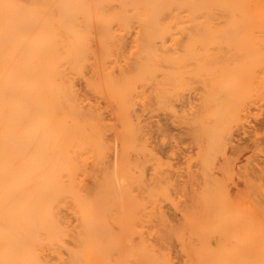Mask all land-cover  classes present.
I'll return each mask as SVG.
<instances>
[{
    "label": "bare ground",
    "instance_id": "obj_1",
    "mask_svg": "<svg viewBox=\"0 0 264 264\" xmlns=\"http://www.w3.org/2000/svg\"><path fill=\"white\" fill-rule=\"evenodd\" d=\"M259 22L264 0H0V264H264L263 179L233 195L232 176L215 172L233 170L215 160L246 88L264 84V49L241 34ZM192 30L227 38L218 56L232 61L217 64L210 124L188 127L202 148L188 185L151 148L141 118L178 115L179 88L196 72L195 46L179 57L176 45Z\"/></svg>",
    "mask_w": 264,
    "mask_h": 264
},
{
    "label": "rangeland",
    "instance_id": "obj_2",
    "mask_svg": "<svg viewBox=\"0 0 264 264\" xmlns=\"http://www.w3.org/2000/svg\"><path fill=\"white\" fill-rule=\"evenodd\" d=\"M215 23H218V24H222L223 23L224 24V22H222V21H215ZM259 25L257 26L258 28L257 27H253V28L249 27L248 28L249 31L246 29V30L242 31L241 34H243V33L244 34H248V35H244V36H248L250 38H253L255 41H257L256 43L259 44L260 49L261 48L264 49V37H263L264 36V33H263L264 32V22H259ZM198 33H200V32H196V30H192L190 36H188L187 34L180 35L178 37V40H177L178 42H177L176 47H178V49H182L181 51L179 50L178 53H177L179 55V57H182V56L183 57L184 56L188 57V54H186L187 52L185 51L184 48L189 46V42H190V45L192 47L195 46L194 49H193V58H192V60L195 61V64L193 62V65H192V63H191L192 61L190 62V64L192 65V68H194V69H192V73L196 72L195 74H191V72H190L191 68H189L190 71H188L191 74V76L186 72V83L188 82L191 87L193 86L190 91H188L189 89H187L188 83H187V85L185 84L183 87L179 88V92H181V91L184 92V95H183V93L182 94L179 93V95H180L179 99L180 100H178V102H176V103H178L177 104V106H178L177 107L178 108L177 109L178 110L177 114L178 115L173 117V116H170L169 113H166L164 111H159V112H154L153 113L154 114L153 117L152 116L150 117V115L145 114L141 118L143 120V124H145V126H146V130L148 129L149 137L152 136L151 138H149V143H151L150 144L151 148H153V150L155 152H157L158 155H160L161 157H163L166 160H169V162L172 165L174 164L173 165L174 166L173 167V174H172L173 176L174 175L176 176V178L174 176V179L179 180L180 182H178L177 180L176 181L178 183H180V184H187V182H188V185H189V180L188 179L191 178V174H193L194 176L197 175V172H198V169H199V159H198V157H199V154H200V150L202 149V148L201 149L199 148L200 147V144H199L200 142H198L196 139H195L196 142L194 140H192L194 138V136H192L193 133L191 134V132H194V130L195 131L198 130L197 132H194V133H198L200 131V129H198L197 127L198 126L201 127V125H199V124H210L208 122H211V121L210 120L208 121V119H205V118H207V116L205 114H207V113L209 114L210 112H212V111H210V109L214 111L216 107L214 105L213 106L215 108L213 106L211 107L212 102L209 101V97L216 98L217 96L220 97V94H222L219 91L220 90V86L217 87L218 85H220L219 81H218L219 80V74H220V71H219L220 65L218 66L217 64H221V63H223V61L225 63H227V61H230V60L232 61L231 58H228V60H227V57H225V59H224L223 57H221V56L219 57L218 56V55H221L219 48L221 49L222 47L225 46V44H223V42L220 43L219 40L227 39V38H225V37L224 38L223 37H215V39L217 38L218 40L216 39L215 42H211L210 43L208 41L210 37H208L206 33H204V32L202 33L201 32L200 37H197ZM205 35L207 36L208 40H207ZM129 38H130V36H129ZM188 38H190L191 40L188 39ZM204 39H206V41ZM127 41L129 42L130 39L127 38ZM201 41H202V44H201L202 46L198 45V43L200 44ZM179 42H181V43H179ZM192 42H193V44H192ZM194 43H196V44H194ZM220 44H221L222 47L220 46ZM207 45H208V47H206ZM198 48H199V50H198ZM209 48H210V50H209ZM211 49H212L213 52L211 51ZM262 49H261V51H262ZM263 52H264V50H263ZM208 54L209 55L211 54L213 59L211 58V55L209 56ZM216 55L218 56L217 58H216ZM207 56H209V57H207ZM204 58L205 59L208 58L207 61H206L207 64L204 62L205 65L203 64ZM215 60H216V63H214ZM208 62H210V63H208ZM263 63H264V60H263ZM190 64L187 67L191 66ZM198 64H200V66ZM202 64H203V66H201ZM208 64H210V65H208ZM214 64L217 65V66H214ZM205 66H207L209 68H207ZM211 66L213 68H217L218 70L216 71V69H213ZM201 67H203V68L201 69ZM198 68H199V70H198ZM212 69L215 70V72H216L214 74L215 76L211 75V74L214 73V72H212ZM202 70H204V71H202ZM261 70L264 71V68L262 69V66H259L258 70H257L258 73L257 72L256 73L258 75V80L261 79V81H264V75H263L264 72L262 73ZM260 71H261V73H260ZM200 72H201V74H203L202 77L200 76L201 75ZM214 77H216L217 80H216V78L214 79ZM188 78H189L190 81H192V83L194 85L193 84L191 85V82L187 81ZM210 79H212V80H210ZM210 81L211 82L213 81L214 83L213 82L211 83ZM80 83H82V84H80ZM80 83H79V87H80L81 93H83V91L85 90L84 94L86 92V94H89L90 97H92L93 100H96L97 102L99 101L98 104L105 111V116L108 117V118L112 117L111 116L110 107H106L107 101L105 99H103V98L102 99L98 98L97 95H94V93L91 92V91L87 92L88 88L84 87L85 83H83V81H81ZM83 84H84V86H82ZM214 84L217 85V86L215 87ZM262 86L264 87V84L260 85V87H261V88L259 87L260 88L259 89L260 93H258V94L256 93V91L254 89L255 86H253V87L250 86L249 89L246 88L247 93H246V96H245V102H244V105L240 108L241 110L240 109L238 110L239 112H238L237 122L233 121L231 123L232 124L231 127H233V128H231L232 132L234 130V132H233L234 135L232 134L233 137L231 136L232 137V142H231L232 144L231 143H230L231 145L229 144L228 148L226 149L227 152L223 155V157H221L222 155H220V158L218 156V158H216V160H215L217 167L218 166L220 167V165L223 164L224 160H226V159L231 161V162H233V165H232V169L233 170L231 171V173H229V174L227 173L228 175H224V173L221 172L223 174L222 175L220 173V171L218 170L219 168H217V170L215 169V172L217 173V176L219 178L229 179L232 176V178H230L229 181L227 180L229 182V183L227 182V184H228L227 186L230 185L228 187V189H229V192L231 191L230 192L231 194L233 193V195L234 194L238 195V194H242V193H245V192H248V191H252L253 189L250 186V183L253 181L252 179H254V178H255L254 180H257V178H259V179L262 178L263 181H264V88ZM213 87H215V88H213ZM218 93H219V95H218ZM251 94H252V96H251ZM251 98L253 100L256 98L257 100L255 99V102H254ZM246 99H248V100H246ZM249 100H251V101H249ZM247 101H248V103H247ZM206 102L208 104H206ZM214 102L215 101H213V104H214ZM182 104L184 105L183 107H182ZM203 105H205V106H203ZM196 106H198V107H196ZM179 109H181V110H179ZM208 109H209L210 112L208 111ZM198 110L202 113L201 116L198 115V114H201ZM244 110H245V112H244ZM182 111H184V112H182ZM203 111L204 112L206 111V113H204ZM189 112L190 113L192 112L191 115H195L196 118H195V116H191ZM193 112H195V113H193ZM182 116H183V118H182ZM186 116H188L189 118L191 117V118H195V119H191V120L189 118H185L184 119V117H186ZM198 116H200V117L197 118ZM202 116L203 117L206 116V117L203 118ZM200 118L201 119L203 118V119L201 120ZM144 120L146 121V123H145ZM204 120H206L205 122H207V123H205ZM192 125H194V126H192ZM188 127L191 128V129H194V130L191 131V129H188ZM150 128H151V130H150ZM162 128H163V130H162ZM158 129H160V130H158ZM167 129H168V131H167ZM150 131H151V133H150ZM112 133L113 132H109L108 133L109 136H112L111 135ZM198 139H200V138H198ZM161 154H163L164 156L161 155ZM186 162H187V164H186ZM218 163H221V164H218ZM188 164H190L191 166L188 167L189 166ZM186 165H188V166H186ZM221 167H220V169H221ZM188 169L191 170V171H194V172H191L189 174V172H187V171H189ZM174 171H175V173H174ZM249 172H251V173H249ZM235 173H237V174H235ZM188 174H189V176H188ZM231 179H233L232 182L230 181ZM186 180H188V181H186ZM199 181L200 180H196V182H199ZM253 182H255V181H253ZM195 187H196V185H195ZM181 202L183 203V198L181 199ZM167 206H170V207H167ZM164 210L166 212L168 211L167 214L169 215V217H171V221L173 223H178L177 221H179L178 219H180V217H181V211L179 209H176L174 205H171V204L167 203V205L165 204ZM174 213H175V215H174ZM172 217H173V219H172ZM175 250H177V249L175 248L174 251ZM176 254H177V257H176ZM178 254L179 253H177V252L174 254L175 255L174 259H175V261L177 263H179V262L181 263L182 259H181L180 254L179 255Z\"/></svg>",
    "mask_w": 264,
    "mask_h": 264
}]
</instances>
